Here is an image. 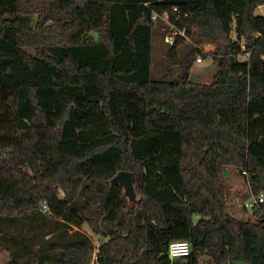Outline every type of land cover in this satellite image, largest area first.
Segmentation results:
<instances>
[{"label":"trees","instance_id":"obj_1","mask_svg":"<svg viewBox=\"0 0 264 264\" xmlns=\"http://www.w3.org/2000/svg\"><path fill=\"white\" fill-rule=\"evenodd\" d=\"M260 5L0 0V251L7 264H91L94 257L96 264H200L203 255L213 264H264V202L249 219L229 213L225 174L236 169L251 198L264 196ZM167 12L185 36L168 44L172 67L155 79L154 41L170 26L153 16ZM204 44L216 48L210 84L190 80ZM119 171L135 174L141 202L134 208L109 183ZM150 204L185 207L189 257L166 262L172 238H150ZM178 232L184 235L173 224L167 234ZM94 236L102 239L97 252Z\"/></svg>","mask_w":264,"mask_h":264},{"label":"rangeland","instance_id":"obj_2","mask_svg":"<svg viewBox=\"0 0 264 264\" xmlns=\"http://www.w3.org/2000/svg\"><path fill=\"white\" fill-rule=\"evenodd\" d=\"M257 15H264V9L257 10ZM253 46L254 41H249ZM246 40L244 39V42ZM208 46V50L211 52V56L207 59L203 58L202 63H197V59L193 64L191 70L190 80L199 84H210L216 75L218 68L214 61V53L216 51L215 46L204 44ZM169 50L168 44L165 42L163 36H158L153 45V77L155 79L161 78L172 67L171 62L167 58V52ZM198 57V56H197ZM245 58H243L244 60ZM228 177L226 180L227 196L229 213L239 219H249L252 216L250 209L246 207V203L251 199V192L249 188V182L247 178L240 175L234 168H228L226 172ZM247 208V210L245 209ZM165 219V223H163ZM188 214L184 206H171L160 211L155 204L147 206V220L149 223L150 238L153 241H159L164 238L170 239L171 235H168V230L174 224L180 229L183 234H180L179 239L172 238L171 242L188 238ZM199 217H194V221L197 222ZM83 231L88 232L87 226L82 228ZM96 246L102 241L98 237L94 236ZM8 254L4 251H0V264H7ZM166 262L170 263L169 257H165ZM200 264H213L211 258L208 255H203L200 258ZM234 264H245L241 262H235Z\"/></svg>","mask_w":264,"mask_h":264},{"label":"built area","instance_id":"obj_3","mask_svg":"<svg viewBox=\"0 0 264 264\" xmlns=\"http://www.w3.org/2000/svg\"><path fill=\"white\" fill-rule=\"evenodd\" d=\"M262 9H264V5H260L257 10H262ZM173 12L180 14V10L178 7H174ZM158 18H160L163 22H165L166 24H168L170 26L169 27V33L164 38V40L167 44L173 45L175 43V37L177 35L185 36L184 32H178L176 30L175 24L171 22L170 14L168 12L163 14L162 16L158 15V14H154L153 20L157 21ZM176 21H178V19H176ZM172 32H173V34H172ZM198 48L201 50V54L198 55L197 63H202V61H203L202 54H210L211 52L208 50L207 45H200V46H198ZM249 57H250V53H247L246 55L240 56L239 58L241 60H243V58L248 59ZM244 174L247 176L246 173H244ZM263 202H264V196H261L259 199L252 197L250 199V201H248L246 203V207L248 209H250V211L252 212L259 204H261ZM43 209L45 211H47L46 204L43 206ZM99 245L100 244L98 243L96 252L98 251ZM190 255H191V244L188 240L174 241L169 246L168 256H169L171 261L185 259V258L189 257ZM91 264H96V257H94Z\"/></svg>","mask_w":264,"mask_h":264},{"label":"water","instance_id":"obj_4","mask_svg":"<svg viewBox=\"0 0 264 264\" xmlns=\"http://www.w3.org/2000/svg\"><path fill=\"white\" fill-rule=\"evenodd\" d=\"M112 187L118 186L123 192L124 198L130 207L134 208L136 204L141 202L135 183V174L129 171H119L109 181Z\"/></svg>","mask_w":264,"mask_h":264},{"label":"crops","instance_id":"obj_5","mask_svg":"<svg viewBox=\"0 0 264 264\" xmlns=\"http://www.w3.org/2000/svg\"><path fill=\"white\" fill-rule=\"evenodd\" d=\"M226 172H227V170L225 171V174H226ZM227 177V176H226ZM228 178V177H227ZM151 206H152V204H151ZM89 232V231H88ZM89 234H90V232H89ZM179 237H181L180 236V232H178V233H176V234H174V235H172L171 236V238H176V239H179Z\"/></svg>","mask_w":264,"mask_h":264}]
</instances>
